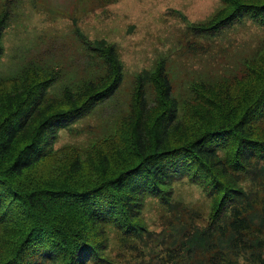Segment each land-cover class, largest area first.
I'll list each match as a JSON object with an SVG mask.
<instances>
[{
  "label": "trees",
  "instance_id": "16d2710c",
  "mask_svg": "<svg viewBox=\"0 0 264 264\" xmlns=\"http://www.w3.org/2000/svg\"><path fill=\"white\" fill-rule=\"evenodd\" d=\"M219 4L197 30L246 14L264 27V0ZM96 44L104 75L57 96L44 98L56 72L0 80V264H127L122 251L152 259L160 247L163 264H264V49L238 76L192 84L181 114L157 64L137 76L111 134L54 149L120 84L114 50ZM181 184L207 211L176 199Z\"/></svg>",
  "mask_w": 264,
  "mask_h": 264
},
{
  "label": "rangeland",
  "instance_id": "374dc122",
  "mask_svg": "<svg viewBox=\"0 0 264 264\" xmlns=\"http://www.w3.org/2000/svg\"><path fill=\"white\" fill-rule=\"evenodd\" d=\"M219 5V0H0V14L7 13L0 35V80L17 77L29 66L56 72L44 98L57 96L103 76L96 43L110 45L120 65L119 86L88 115L60 129L54 141V149H83L112 133L115 121L127 113L137 76L157 64L180 114L192 84H214L243 72L245 61L264 49V27L246 14L218 33L197 30ZM144 100L151 102L148 88ZM178 187L176 199L181 195L188 208L207 211L200 191ZM162 254V247L152 259L139 249L120 253L127 264H163Z\"/></svg>",
  "mask_w": 264,
  "mask_h": 264
}]
</instances>
